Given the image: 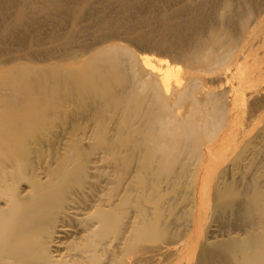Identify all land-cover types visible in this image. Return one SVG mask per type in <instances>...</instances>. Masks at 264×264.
I'll return each mask as SVG.
<instances>
[{
  "label": "rangeland",
  "instance_id": "374dc122",
  "mask_svg": "<svg viewBox=\"0 0 264 264\" xmlns=\"http://www.w3.org/2000/svg\"><path fill=\"white\" fill-rule=\"evenodd\" d=\"M153 1L0 0V161L21 159L16 195L40 183L74 211L47 225L49 241L74 230L58 254L173 264L194 234L190 264H240L228 238L264 225V92L236 95L220 72L241 44L239 71L264 55V0ZM141 55L169 61V89ZM63 162L73 180L53 177Z\"/></svg>",
  "mask_w": 264,
  "mask_h": 264
},
{
  "label": "bare ground",
  "instance_id": "6f19581e",
  "mask_svg": "<svg viewBox=\"0 0 264 264\" xmlns=\"http://www.w3.org/2000/svg\"><path fill=\"white\" fill-rule=\"evenodd\" d=\"M151 1L154 3L153 0ZM230 12H232V10ZM263 21L264 17L261 18V20L258 22L262 23ZM169 25L172 26V23L170 21ZM169 30L170 28H167L165 32L169 33ZM163 41L165 42V49L169 48L170 45H166L167 42L166 40H164V38L161 42L164 43ZM225 41L224 43H226ZM166 46L168 47L166 48ZM239 47H241V50L234 59H232V57H229L228 54L223 55V61L221 63L225 66L220 72V77L223 81L222 85H228L229 82L231 84V80H235V82L230 85L231 87L229 89H232V92H234V94L236 95L238 93L239 87H242L243 85H245L246 88L242 89L249 92L250 94H255L259 91L263 93L264 55L260 60L252 61L247 65V68L239 71V62L241 60H244L243 58H247L250 54H252L254 46L250 44H241ZM141 56L144 68L149 71V74H152L156 76V78H158V89H169L170 79H168V77L170 76V72L173 70L169 61L163 59L165 61L164 62L161 58L159 59L160 62L158 61L159 65H155L156 61L155 63H152L153 57L150 58L148 57V55ZM253 81H255V83ZM40 114L43 115L44 113H41L40 111L38 116H40ZM46 114L48 115L50 113ZM8 157L10 158V160H12L9 167L4 162L0 161V168L4 171L3 174H0V198L5 197V207L0 206V264H9L11 262L13 264H88L83 261L82 258L88 257L92 259L93 257H95V254H93L90 249L83 251V253H85L84 255L83 253L77 254V256H80V258L76 257L75 254L69 255L68 257V254L66 252H63L61 254L56 253L57 251L60 252V237L64 238L65 236H70V234L74 232L73 228H71L70 226H63L62 228L57 230L55 240H48L49 235H47L46 233L48 232L47 225H49V220L55 217V215H57L58 213H60V216L64 218L68 217L69 214L74 212L72 211V208H69V210H71L72 212H66L63 211L60 207V202L62 200L63 194L57 191L52 194L48 193L46 191L47 187L39 183L35 186V190L30 196L19 197L18 195H16L13 192L14 181L11 180L9 175L14 172L16 175L18 170H22L21 159L18 156L16 157L14 154H9ZM66 166L67 165L63 162L62 167H60L55 171V173H53V177L59 175L60 180H63L64 177H66L68 180H73L74 174L73 172H69V169L65 170ZM52 195L56 196L54 201ZM252 210L253 211L249 212V214L253 216V214H255L257 210ZM91 213L89 214L90 216H88L90 221L93 220L94 217L101 216V219H103V223L108 225V216L103 214V212L101 213V211H99V213H94V215H91ZM104 215L107 216V218H104ZM254 226H258V228H254ZM247 228V232L244 236H230V238L228 239L231 240V243H228V246L232 249L233 252L243 253V256L239 258L240 264H264V225L261 224L260 226L256 222H253L252 225ZM94 229L95 225L92 224V226L88 229V232L92 233ZM58 234L60 236H58ZM194 239L195 236L193 234L187 238L181 239L179 241L178 247L174 246L176 248L174 250L175 257L173 264H190L192 260L193 249L195 246ZM94 241H96V239L92 235L89 239V244L92 245ZM48 246L56 247V249L50 251L45 248ZM84 247L89 246L86 245ZM31 248L36 250L33 252L30 250ZM51 252H55L57 255H53ZM87 252H91V254H86ZM67 258H70V262L64 261ZM200 264H205V262L201 260Z\"/></svg>",
  "mask_w": 264,
  "mask_h": 264
}]
</instances>
